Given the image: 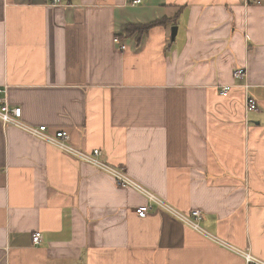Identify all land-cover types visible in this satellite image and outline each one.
Returning a JSON list of instances; mask_svg holds the SVG:
<instances>
[{"label":"crops","instance_id":"1","mask_svg":"<svg viewBox=\"0 0 264 264\" xmlns=\"http://www.w3.org/2000/svg\"><path fill=\"white\" fill-rule=\"evenodd\" d=\"M131 1L0 0V84L204 232L155 203L140 217L145 193L0 120V264L264 261V0Z\"/></svg>","mask_w":264,"mask_h":264},{"label":"built area","instance_id":"2","mask_svg":"<svg viewBox=\"0 0 264 264\" xmlns=\"http://www.w3.org/2000/svg\"><path fill=\"white\" fill-rule=\"evenodd\" d=\"M244 4H262L263 0H243ZM142 0H132L131 4L136 5L141 3ZM51 4H63V0H50ZM118 42L119 39L116 38ZM246 74L245 68H238L235 70V77L243 78ZM232 86L226 85L222 87V94L228 95ZM246 108L247 110H257L259 108V104L256 99L253 97L247 96L246 98ZM23 109L19 105H12L8 98V87L6 85L0 84V120L3 124H13L21 127L28 133L50 143L67 154L73 156L81 160L82 162H86L108 174H110L116 181V183L123 188H134L138 189L141 192L145 193L149 202L140 205L136 208V213L140 217H144L149 214L153 209V203H155L159 208L163 209L166 212L172 214L176 219L181 220L188 226L194 228L197 231L204 232L200 223L203 219V214L200 210H194L191 213H183L180 210L176 209L174 206L163 200L162 198L154 195L149 192L143 186H141L137 181H135L131 176L127 175V173L119 169L108 162L104 161L101 158L102 150L99 148H95L92 151H84L69 142L70 134L66 130H57L55 132H50L48 130V126L46 124L40 126H34L31 124H27L22 119ZM42 240L41 232L36 231L33 235V241L35 244H39ZM240 251V250H239ZM247 260L251 264H264L263 260L254 257L250 252H244Z\"/></svg>","mask_w":264,"mask_h":264},{"label":"trees","instance_id":"3","mask_svg":"<svg viewBox=\"0 0 264 264\" xmlns=\"http://www.w3.org/2000/svg\"><path fill=\"white\" fill-rule=\"evenodd\" d=\"M179 14V11L176 12L173 17H169V16H166L165 18L163 19H160V20H156V21H153L149 24H134V23H130L128 25H126V33L127 35H133L135 34L136 32L138 33L139 30H147L148 28L154 26V25H159V24H164V25H167L169 24V22H173V23H176V17L178 16ZM142 33V32H139V34ZM137 35L138 36V39H141L142 36L140 35ZM224 87V86H223ZM221 94H222V88H221ZM223 95V94H222ZM202 221V220H201ZM192 228V227H191ZM194 229V228H193Z\"/></svg>","mask_w":264,"mask_h":264},{"label":"water","instance_id":"4","mask_svg":"<svg viewBox=\"0 0 264 264\" xmlns=\"http://www.w3.org/2000/svg\"><path fill=\"white\" fill-rule=\"evenodd\" d=\"M177 33H178V27L177 26H174L171 30V35H172V40H174L177 36Z\"/></svg>","mask_w":264,"mask_h":264}]
</instances>
